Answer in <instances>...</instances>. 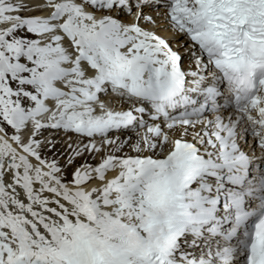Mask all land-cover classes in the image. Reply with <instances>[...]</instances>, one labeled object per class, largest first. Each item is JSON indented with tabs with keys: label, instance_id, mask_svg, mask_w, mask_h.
<instances>
[{
	"label": "snow or ice",
	"instance_id": "1",
	"mask_svg": "<svg viewBox=\"0 0 264 264\" xmlns=\"http://www.w3.org/2000/svg\"><path fill=\"white\" fill-rule=\"evenodd\" d=\"M0 264H264V0H0Z\"/></svg>",
	"mask_w": 264,
	"mask_h": 264
}]
</instances>
